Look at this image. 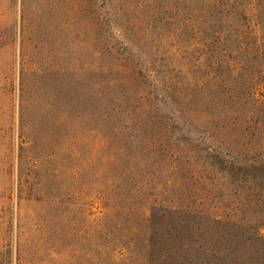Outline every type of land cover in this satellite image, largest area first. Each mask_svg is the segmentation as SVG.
Masks as SVG:
<instances>
[{
    "label": "rangeland",
    "instance_id": "obj_1",
    "mask_svg": "<svg viewBox=\"0 0 264 264\" xmlns=\"http://www.w3.org/2000/svg\"><path fill=\"white\" fill-rule=\"evenodd\" d=\"M0 264H264V0H0Z\"/></svg>",
    "mask_w": 264,
    "mask_h": 264
},
{
    "label": "trees",
    "instance_id": "obj_2",
    "mask_svg": "<svg viewBox=\"0 0 264 264\" xmlns=\"http://www.w3.org/2000/svg\"><path fill=\"white\" fill-rule=\"evenodd\" d=\"M256 8V7H255Z\"/></svg>",
    "mask_w": 264,
    "mask_h": 264
}]
</instances>
